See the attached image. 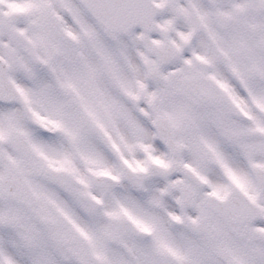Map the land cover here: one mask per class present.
Here are the masks:
<instances>
[{
	"label": "snow or ice",
	"instance_id": "obj_1",
	"mask_svg": "<svg viewBox=\"0 0 264 264\" xmlns=\"http://www.w3.org/2000/svg\"><path fill=\"white\" fill-rule=\"evenodd\" d=\"M0 264H264V0H0Z\"/></svg>",
	"mask_w": 264,
	"mask_h": 264
}]
</instances>
